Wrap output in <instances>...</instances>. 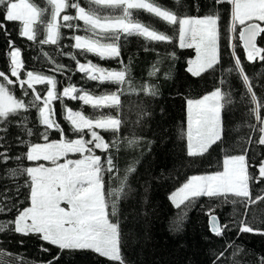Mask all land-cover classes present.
I'll use <instances>...</instances> for the list:
<instances>
[{
	"label": "snow or ice",
	"instance_id": "snow-or-ice-1",
	"mask_svg": "<svg viewBox=\"0 0 264 264\" xmlns=\"http://www.w3.org/2000/svg\"><path fill=\"white\" fill-rule=\"evenodd\" d=\"M171 5V8L165 6L159 0H84L83 4L81 0H0V33L8 37L5 49L8 71L0 70V131L6 132L9 124L21 121L22 113L34 109L38 114L39 125L45 129L41 133L43 139L48 141V130L55 131L60 136L55 142L28 145L23 156H11L7 149L0 151V165L22 160H43L52 165L46 167L38 164L7 169L13 177L21 175L27 178L25 184L29 189L30 206L18 208L15 203L5 206L8 200L6 191L0 192V215H6L13 209L17 213L7 223H0V232L10 226V230L17 234L36 235L38 239L61 251L91 250L113 264H125L121 255L119 225L110 217L116 214V203L127 183L128 174L135 170L133 166H129L124 176H112L119 169L115 164V157L108 153L111 149H119L118 134L123 121L119 115L100 111L106 108L117 110L121 107L120 94L123 86L128 84L130 89L132 87L131 81L126 79L127 66L124 70L106 69L91 60L81 63L76 56L68 53L76 61V70L88 81L115 85L116 91L94 95L68 84L58 92V81L54 76L26 71L23 74L26 78L22 77L25 64L21 59L20 48L10 38L11 32L7 27L9 22H18L19 37L40 45L58 44L62 28L75 31L80 25L71 22H82L86 35H73L72 47L85 56L92 54L100 60H111L121 56L118 42L122 36H137L149 44L173 42V36L137 18L140 13H147L157 21L172 26L181 49L195 50V58L187 61L186 69L193 77H200L206 72L215 73L219 67V84L225 85L229 83L228 77L235 74L244 88L242 99L246 98V102L252 105L249 114L256 123L249 127L253 133L258 134L255 140L249 136L245 143L264 146V96H258L254 90L237 54L238 45L233 43L235 40L242 42L248 62L264 61V47L257 43L258 37L264 38V0H208V12L203 17H191L173 11L172 8L183 7V0H171ZM224 6H230L225 9L230 13V20L223 29L226 46L231 48L232 57L230 66L227 67L222 65L220 50V10ZM196 7L199 11V4ZM69 10H74V14H70ZM145 50L149 49L146 47ZM169 56L175 59L174 52L169 53ZM120 62L123 63L122 60ZM63 67L58 66L57 71ZM158 70L153 65L149 75H155ZM36 84L49 86L44 95L34 87ZM10 86L18 87L21 96L15 95ZM141 90L147 95H156L151 85L142 86ZM22 97L30 98L25 100ZM65 98L82 101L98 114L87 116L82 110H73L65 104ZM54 101H59L62 105V119L69 125V131L78 134L75 139L67 138L65 128L55 118L57 109L53 107ZM232 102L231 91H224L219 86L200 98L186 99L187 130L182 134L186 136L189 157L203 156L214 144L222 141L221 113ZM22 123L26 127L27 116L22 118ZM101 132H110L113 138L106 141ZM26 134L32 136V128L26 127ZM85 136L89 138L86 139ZM136 142V138L128 140L129 145ZM3 147L0 144V148ZM96 150L106 155L102 157ZM248 152V148H242L239 154L225 155L222 171L188 178L169 197L173 205L178 209L181 205L188 207L197 198L207 197L221 204H241L247 209L250 205L264 201V190L253 196L250 187V182H264V154L253 163ZM69 154L77 158H69ZM106 173L110 179L118 181L117 188L108 189ZM110 197L113 198L111 205ZM216 206L211 205L205 215L208 217L209 231L220 237L232 228L229 223L222 224L214 214ZM241 215L246 217L247 211ZM232 223L237 227L238 235L255 233L264 236V230L254 228L246 219ZM234 244V241H229L223 251L214 253L213 264H219L226 257L230 264H240L234 257L243 253L244 249L239 245L234 247ZM42 250L48 251L47 248ZM4 252L5 250L0 249V255ZM8 255L13 260L22 259L11 253ZM0 264L3 262L0 261ZM8 264H12V260ZM48 264H52V261ZM259 264H264V257H260Z\"/></svg>",
	"mask_w": 264,
	"mask_h": 264
},
{
	"label": "trees",
	"instance_id": "trees-1",
	"mask_svg": "<svg viewBox=\"0 0 264 264\" xmlns=\"http://www.w3.org/2000/svg\"><path fill=\"white\" fill-rule=\"evenodd\" d=\"M159 2L172 7L171 0H159ZM81 3L83 4L84 0H81ZM197 4L200 6L199 11ZM226 8L230 6L221 8L219 21L220 50L224 67L230 66L229 62L232 60L231 48L226 46L223 34V29L230 20V13L225 10ZM172 10L182 15L203 17L208 12V0H183V7L178 6ZM69 13L74 14V10H69ZM137 18L173 36V42L149 44L137 36L127 38L122 36L118 42L121 56L118 59L100 60L92 54L85 56L72 47L73 35H86L82 22H71L80 25L75 31L62 28L61 39L56 45H40L38 42L19 37L18 22H9L7 27L11 32L10 38L21 50V59L25 64L22 77L26 78L23 75L26 71L54 76L58 81V92L68 84H73L94 95L116 91L115 85L88 81L76 70V61L71 59L68 53L76 56L81 63L91 60L106 69L124 70L127 66L126 79L131 81L132 87L130 89L128 84L123 86L120 94L121 107L117 110L107 108L100 110L106 114L119 115L123 121L118 134L119 149H111L108 153L115 157V164L119 169L112 176H124L129 166L135 169L128 174L127 183L116 203V214L110 217L119 225L121 255L125 264H213V254L223 251L229 241L235 242L234 247L239 245L244 249L243 253L234 257L240 264H259L260 257H264V236L246 233L238 235L237 227L232 222L246 219L252 226L262 225L264 201L250 205L246 209L241 204H221L216 200L201 197L192 201L188 207L181 205L178 209L169 200L171 192L191 176L221 171L225 155H236L242 148H248V155L255 163L264 154V146L245 143L249 136L255 140L258 134L253 133L249 127L256 122L249 114L252 105L246 102V98L242 99L244 88L235 74L228 77V84L220 85L219 67L215 73L206 72L200 77H193L186 71L187 60L193 55V51L179 47L178 36L172 26L157 21L147 13H140ZM7 40L8 37L0 33V70L5 72L8 71V60L5 57ZM233 43L238 45L237 54L254 85V90L258 96H264V61L248 62L241 42L235 40ZM257 43L258 46L264 47V38L258 37ZM146 47L149 50H145ZM173 52L175 59L169 56V53ZM121 60L123 63L120 62ZM60 65L64 67L57 71ZM153 65L159 70L155 75L150 76ZM146 85L153 86L156 95L145 94L141 87ZM217 86L224 91H231L233 101L227 104L221 113L223 139L214 144L203 156L189 157L185 135L182 134L186 130V99L200 98ZM10 87L15 95L21 96L18 87ZM34 87L44 95L45 89L49 86L36 84ZM22 98L28 100L30 97ZM64 102L73 110H82L87 116L98 114L90 105H84L82 101L65 98ZM53 107L57 109L55 118L65 128L67 138L71 135L77 136L78 134L68 130L69 125L62 119L60 102L54 101ZM37 115L34 109H30L28 113L21 114V121L9 124L6 132L0 131V137H3L0 144L4 146L0 151L7 149L11 156H23L28 145L47 142L41 135L45 129L39 125ZM24 116H27L26 127L33 130L32 136L26 134V127L22 123ZM47 135L48 141L60 137L59 133L52 130H48ZM101 135L106 141L113 138L110 132H101ZM132 138H136L137 142L129 145L128 140ZM99 153L102 157L106 155L104 152ZM32 165L33 162L26 160L10 161L8 165H0V192L6 191L8 197L5 206L13 203L18 208L29 206V189L25 184L27 178L21 175L13 177L7 169ZM250 171L254 170L250 169ZM105 181L109 190L118 187V181L110 179L107 173ZM250 187L255 196L264 190V182L260 184L250 182ZM112 199L109 198L110 205ZM213 204L217 205L214 214L219 217L221 223H229L232 228L231 231L226 230L220 237L210 233L208 217L205 215ZM245 211H247L246 217L241 215ZM16 214V209H13L6 215H0V223H7ZM42 248H47L48 251H43ZM0 249L5 250L4 254L0 255L3 264H8L9 260H12V264H48L49 261H52V264H113L91 250L61 251L38 239L36 235L17 234L10 230V226L0 232ZM8 253L22 259L13 260ZM220 262L230 264L227 257Z\"/></svg>",
	"mask_w": 264,
	"mask_h": 264
},
{
	"label": "rangeland",
	"instance_id": "rangeland-1",
	"mask_svg": "<svg viewBox=\"0 0 264 264\" xmlns=\"http://www.w3.org/2000/svg\"><path fill=\"white\" fill-rule=\"evenodd\" d=\"M178 45H179V41H178ZM189 49H191L192 51H193V55L191 56V57H189L188 58V60L189 59H194L195 58V50L193 49V48H189ZM187 60V61H188ZM187 66L188 65H186V69H187ZM190 74V73H189ZM185 121H186V130H187V105L185 106ZM186 130H185V132H186ZM77 136H73V135H71V136H69L68 138L69 139H75ZM85 138L87 139V138H89V137H87V136H85ZM59 139H60V137H59ZM59 139H56V140H51V141H47V142H55V141H57V140H59ZM185 139H186V136H185ZM44 143H46V142H43V143H39V144H44ZM186 145H187V140H186ZM99 152H101L100 150H96V153L98 154V155H100V153ZM69 158H73V159H75V158H77V156H74V155H72V154H69ZM61 162H63V161H61ZM38 164H43L44 166H46V167H50V166H52L51 165V163L49 162V161H43V160H41V161H36V162H33V165L32 166H37ZM222 170H223V167H222ZM221 170V171H222ZM178 189V188H177ZM176 189V190H177ZM176 190H174L173 192H171V194L169 195V197L176 191ZM169 200H170V198H169ZM170 202H171V200H170ZM171 204L173 205V203L171 202ZM29 206H30V203H29ZM174 206V205H173ZM254 228H259V229H261V230H264V223L262 224V225H254L253 226ZM246 234H248V235H259V234H255V233H246ZM219 264H223V262H220Z\"/></svg>",
	"mask_w": 264,
	"mask_h": 264
},
{
	"label": "water",
	"instance_id": "water-1",
	"mask_svg": "<svg viewBox=\"0 0 264 264\" xmlns=\"http://www.w3.org/2000/svg\"><path fill=\"white\" fill-rule=\"evenodd\" d=\"M241 44H242V42H241ZM208 223V222H207ZM211 233V232H210ZM212 234V233H211Z\"/></svg>",
	"mask_w": 264,
	"mask_h": 264
}]
</instances>
